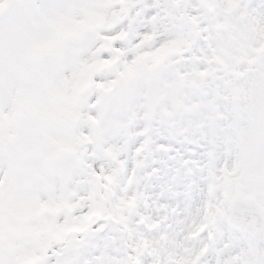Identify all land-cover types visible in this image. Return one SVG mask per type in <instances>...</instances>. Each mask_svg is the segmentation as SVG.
<instances>
[{
    "label": "snow or ice",
    "instance_id": "obj_1",
    "mask_svg": "<svg viewBox=\"0 0 264 264\" xmlns=\"http://www.w3.org/2000/svg\"><path fill=\"white\" fill-rule=\"evenodd\" d=\"M0 264H264V0H0Z\"/></svg>",
    "mask_w": 264,
    "mask_h": 264
}]
</instances>
